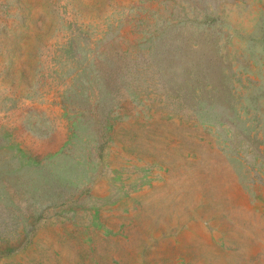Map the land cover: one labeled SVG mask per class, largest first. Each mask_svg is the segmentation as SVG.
Returning <instances> with one entry per match:
<instances>
[{"label":"rangeland","instance_id":"rangeland-1","mask_svg":"<svg viewBox=\"0 0 264 264\" xmlns=\"http://www.w3.org/2000/svg\"><path fill=\"white\" fill-rule=\"evenodd\" d=\"M0 264H264V0H0Z\"/></svg>","mask_w":264,"mask_h":264}]
</instances>
